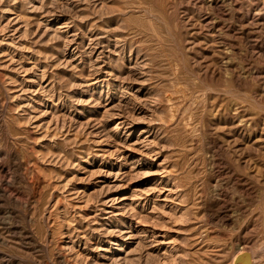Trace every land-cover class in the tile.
<instances>
[{
	"label": "rangeland",
	"instance_id": "374dc122",
	"mask_svg": "<svg viewBox=\"0 0 264 264\" xmlns=\"http://www.w3.org/2000/svg\"><path fill=\"white\" fill-rule=\"evenodd\" d=\"M0 264H264V0H0Z\"/></svg>",
	"mask_w": 264,
	"mask_h": 264
},
{
	"label": "bare ground",
	"instance_id": "6f19581e",
	"mask_svg": "<svg viewBox=\"0 0 264 264\" xmlns=\"http://www.w3.org/2000/svg\"><path fill=\"white\" fill-rule=\"evenodd\" d=\"M253 260V259H252Z\"/></svg>",
	"mask_w": 264,
	"mask_h": 264
}]
</instances>
